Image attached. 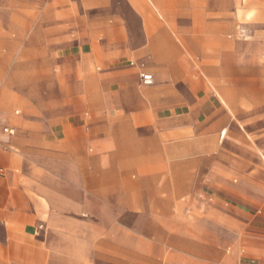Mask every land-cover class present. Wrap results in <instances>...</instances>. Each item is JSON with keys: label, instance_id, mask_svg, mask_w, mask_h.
<instances>
[{"label": "crops", "instance_id": "0c3cea01", "mask_svg": "<svg viewBox=\"0 0 264 264\" xmlns=\"http://www.w3.org/2000/svg\"><path fill=\"white\" fill-rule=\"evenodd\" d=\"M191 5L0 0V264H90L101 242L70 234L122 226L86 225V214L163 217L182 200L195 214L204 201L203 218L135 227L141 264H149V232L174 234L151 242L157 258L170 248L190 264H264L259 135L231 116L221 102H234L224 91L220 102L211 80L182 81L178 58L196 55V38L172 21ZM123 229L127 238L134 228ZM109 243L116 249V235Z\"/></svg>", "mask_w": 264, "mask_h": 264}, {"label": "rangeland", "instance_id": "374dc122", "mask_svg": "<svg viewBox=\"0 0 264 264\" xmlns=\"http://www.w3.org/2000/svg\"><path fill=\"white\" fill-rule=\"evenodd\" d=\"M190 1V8L174 10V24L181 27L184 32H189L196 38V55H182L179 57L181 65V76L184 82L199 84L206 79L212 81L213 94L220 100L223 91L231 98L234 104L223 106L230 112L231 116L239 122L245 121V128L249 134L255 132V145L257 146L256 158L264 161V0H225L228 7L222 10L217 4L223 0H180ZM217 3V4H216ZM187 43L181 41L183 50L187 49ZM184 52V51H183ZM212 68V73L206 76V67ZM207 77V78H206ZM185 84H182V92H185ZM20 110L18 107L10 108V112ZM223 135V134H222ZM253 138L250 137V145H253ZM239 151H242L241 149ZM253 153L252 148L245 149ZM241 152L236 155L244 156ZM230 158L237 159L232 154ZM89 171V170H88ZM235 182L234 177L231 178ZM140 203V202H138ZM204 201L196 202L197 214L193 212L194 202L182 200L181 209L165 210L163 217L143 218L139 212L132 215H118L116 217H94L86 214L83 219L86 225L93 224H115L122 226V231L115 234L109 232H83L78 235L85 242L90 240L96 243L101 242V253L98 250L87 254L90 264H126V254H129L128 245L125 240L132 241V262L141 264L146 259L140 256L141 233L135 232V227L141 225L156 224L157 220L175 223L177 225L189 226L195 224V218L201 220L204 214ZM188 204V205H184ZM191 204V205H190ZM236 205V202H232ZM192 206V207H191ZM195 210V209H194ZM196 215V217H195ZM133 227V232L126 238L123 227ZM116 235V249H110V241ZM149 237V264H190L183 259L174 258L172 250L165 248L164 257H156V235L163 236L164 240H171L173 233L149 232L143 234ZM242 237H249L248 234H239ZM236 234L224 235L227 241L235 240ZM260 240H264V233L257 234ZM256 237V235H254ZM110 250L113 254L110 253ZM161 250V249H160ZM154 252V255H151ZM232 262L230 261V264ZM193 264V263H191ZM197 264V262L195 263ZM203 264V263H198Z\"/></svg>", "mask_w": 264, "mask_h": 264}, {"label": "built area", "instance_id": "2783aa9c", "mask_svg": "<svg viewBox=\"0 0 264 264\" xmlns=\"http://www.w3.org/2000/svg\"><path fill=\"white\" fill-rule=\"evenodd\" d=\"M140 79H141L142 84L146 86L151 85L152 83V77L149 74L142 73L140 76ZM2 132L7 135L13 134V130L9 128H3Z\"/></svg>", "mask_w": 264, "mask_h": 264}, {"label": "bare ground", "instance_id": "6f19581e", "mask_svg": "<svg viewBox=\"0 0 264 264\" xmlns=\"http://www.w3.org/2000/svg\"><path fill=\"white\" fill-rule=\"evenodd\" d=\"M154 3V2H153ZM155 4V3H154ZM158 10V9H157ZM158 12V11H157ZM161 14V13H160Z\"/></svg>", "mask_w": 264, "mask_h": 264}]
</instances>
